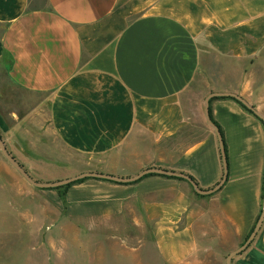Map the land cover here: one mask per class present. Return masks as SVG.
Instances as JSON below:
<instances>
[{"label": "crops", "instance_id": "obj_1", "mask_svg": "<svg viewBox=\"0 0 264 264\" xmlns=\"http://www.w3.org/2000/svg\"><path fill=\"white\" fill-rule=\"evenodd\" d=\"M1 65L22 94L5 93L0 134L34 179L161 167L208 189L223 165L206 95L238 93L264 115V0H0ZM209 112L228 164L212 193L157 173L33 190L0 157V172L30 192L0 196V264L18 246L40 254L35 264H94L79 256L94 249L121 264L222 259L261 210L264 122L232 97H212ZM27 198L34 208L13 204ZM232 264H264V221Z\"/></svg>", "mask_w": 264, "mask_h": 264}, {"label": "water", "instance_id": "obj_2", "mask_svg": "<svg viewBox=\"0 0 264 264\" xmlns=\"http://www.w3.org/2000/svg\"><path fill=\"white\" fill-rule=\"evenodd\" d=\"M215 96H226V97H232L238 101H240L243 105H245L248 109H250L255 115H257L262 121L264 122V115H262L257 109H255L254 106H252L244 97L239 95L238 93L232 92V91H213L210 92L209 94L206 95L204 98V117L206 122L214 129L218 142H219V147H220V152H221V158H222V165H223V173L221 179L216 183L211 188L208 189H201L188 174L180 172V171H175V170H170V169H165L161 167H147L145 169H142L138 173L132 176L128 177H122L118 176L115 174H110V173H105V172H100V171H83L78 174H75L73 176L64 178V179H59L55 181H41L34 179L29 172L24 168L23 165L9 152L7 149L1 134H0V151L3 154V156L7 159V161L33 186L39 187V188H52V187H58L62 185H67L70 184L74 181L84 179V178H102V179H108V180H113L116 182H132L135 181L142 176L149 174V173H157V174H163V175H169V176H174V177H179L186 179L197 191L198 193L202 194H207V193H212L216 190H218L225 180L227 179V171H228V164H227V157H226V152H225V146H224V141L222 138V135L217 127V125L211 120L210 117V112H209V100L212 97ZM264 221V190H263V197H262V204H261V210L260 213L255 221V224L253 228L251 229L250 233L246 236V238L242 241L240 245L235 247L234 249H231L228 251V253L225 256V264H232V259L234 256L240 254L243 252L247 247L252 243L254 240L255 236L257 235L258 231L261 228V225Z\"/></svg>", "mask_w": 264, "mask_h": 264}, {"label": "rangeland", "instance_id": "obj_3", "mask_svg": "<svg viewBox=\"0 0 264 264\" xmlns=\"http://www.w3.org/2000/svg\"><path fill=\"white\" fill-rule=\"evenodd\" d=\"M5 93L8 95L13 94L15 96H20V93L17 89L13 88L10 84V81L8 79L7 76V72L5 67H3L2 65L0 66V105L3 107V109H9L10 108V104L8 102H6L7 98L11 97H7V95L5 96ZM22 94V93H21ZM49 150V154L52 155V149H48ZM57 151V149H56ZM58 153V152H57ZM57 155V154H56ZM0 157H3L5 159V157L3 156V154L0 151ZM16 158V157H15ZM14 169V168H13ZM58 170V169H57ZM16 171V170H14ZM38 172V171H37ZM18 173V172H16ZM20 175V174H18ZM22 177V176H21ZM34 187V186H31ZM54 188V187H52ZM30 189H38V188H30ZM56 189V188H54ZM59 190V189H57ZM18 193H30L29 191H26V189L21 188V186H19L17 179H15L14 176L10 175V174H3L0 172V196L3 197L4 195L8 196V197H16V195ZM31 198H27L25 200H21L17 202H13L14 205H17L18 207H28V208H34V201H30ZM1 204H3L1 202ZM19 207V208H20ZM35 214V213H34ZM36 215V214H35ZM14 224H18V221L16 223V220H13ZM50 223V220H42V226L43 228L46 227V225H48ZM12 224V223H11ZM13 246H15L14 244L19 243V238L18 236L11 238ZM7 242H9V240H7ZM242 243V242H241ZM19 245V244H18ZM19 248V246L14 249V247H12L11 249H4L2 251L3 253V257H5L6 255L10 256V258L12 259L10 264H20V256L21 254L25 255L27 254V260H29L27 263L28 264H35L39 259H42V257L40 256V254H37V252H30V250L28 249H22V253L21 251L17 250ZM90 253V254H89ZM88 254L87 252H81L79 251V256H80V260H91L94 262V264H121V259L122 256L118 255L120 257V259H118L117 255L115 254L114 251H110V250H100V249H94L92 251H90ZM228 253V251H225L223 253L222 259L217 260L215 257L211 258L212 263L211 264H224V259L226 254ZM40 261V260H39ZM121 263H120V262Z\"/></svg>", "mask_w": 264, "mask_h": 264}, {"label": "trees", "instance_id": "obj_4", "mask_svg": "<svg viewBox=\"0 0 264 264\" xmlns=\"http://www.w3.org/2000/svg\"><path fill=\"white\" fill-rule=\"evenodd\" d=\"M245 106V105H244ZM246 107V106H245ZM248 109V108H247ZM249 111H251L250 109H248ZM252 112V111H251ZM262 121V120H261ZM217 127H218V129H219V131H220V133H221V135H222V132H221V130H220V128H219V126L217 125ZM225 146V145H224ZM225 152H226V148H225ZM22 165V164H21ZM25 168V167H24ZM193 180H194V178L191 176V175H189ZM85 179V178H84ZM81 180V179H80ZM78 181V180H77ZM75 182V181H74ZM67 186H69V184H67V185H62V186H58V187H54V188H56V189H59V191L60 190H62V189H66V187Z\"/></svg>", "mask_w": 264, "mask_h": 264}]
</instances>
